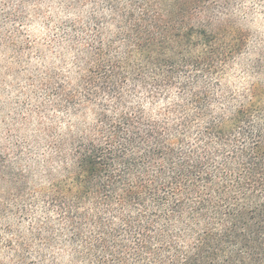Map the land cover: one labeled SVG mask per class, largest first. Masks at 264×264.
<instances>
[{"label":"trees","instance_id":"16d2710c","mask_svg":"<svg viewBox=\"0 0 264 264\" xmlns=\"http://www.w3.org/2000/svg\"><path fill=\"white\" fill-rule=\"evenodd\" d=\"M40 1L0 0V46ZM51 1L65 69L0 147V264H264V0Z\"/></svg>","mask_w":264,"mask_h":264},{"label":"rangeland","instance_id":"374dc122","mask_svg":"<svg viewBox=\"0 0 264 264\" xmlns=\"http://www.w3.org/2000/svg\"><path fill=\"white\" fill-rule=\"evenodd\" d=\"M51 14H54L51 0L28 4L23 11L25 20L20 27H23V34L32 44L17 49L8 44L0 46V147L33 134L34 123L32 120L25 123L23 115L35 104L32 90L39 73L47 68L58 71L59 68L65 69L56 54L57 50L49 44L52 25L46 23V19ZM245 24L253 31L264 30V20L260 16ZM69 54L66 53V58H69ZM248 80L239 65H234L229 81L243 86Z\"/></svg>","mask_w":264,"mask_h":264}]
</instances>
